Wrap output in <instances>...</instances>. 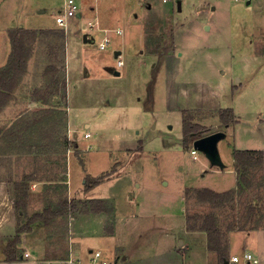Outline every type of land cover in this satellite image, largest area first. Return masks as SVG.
Returning a JSON list of instances; mask_svg holds the SVG:
<instances>
[{"label": "rangeland", "instance_id": "1", "mask_svg": "<svg viewBox=\"0 0 264 264\" xmlns=\"http://www.w3.org/2000/svg\"><path fill=\"white\" fill-rule=\"evenodd\" d=\"M62 1L0 0V55L4 51L3 37H6L1 34L2 30L19 26H59L55 17L62 9ZM77 1L81 3V12L89 11L90 3L96 2ZM259 1L262 7L258 0H252L249 5L246 0H108L107 3L112 4L109 23L98 22L97 16L93 18L83 13L80 17H68V30L61 28L66 32L65 38L51 33L39 34L40 41L36 44V37L32 59L36 64L28 77H32L31 82L39 88H34L31 96L37 89L41 93V87L46 85L49 86L45 94L56 85L59 87V83H55L58 72L54 67H66L65 40L71 82L69 104L60 99L54 106L44 105L42 109L34 106L36 108L26 117L44 118L39 121V128H34V121L20 123L21 135L13 137L5 130L1 139L22 155H26L25 151L30 150L32 144L47 145V149L42 150L45 154L28 152L26 156L29 166L23 170L35 169L34 180L53 177L62 180L61 159L68 153L69 186L73 195L60 188L61 184H55L56 188L38 184L36 188L43 196L40 209L58 206L61 199L70 195L66 198L72 201L75 210L83 212L96 204L84 198L95 196L100 198L101 205H108L109 214V220L101 223L104 235L101 237L98 229L101 227L96 221L84 224L79 217L76 226V221L68 219L67 212L45 232V246L54 244L50 249L60 252L67 244L81 248L83 251L78 256L82 264H91L89 247L102 251L112 264H214L216 254L206 249L204 233L187 231L185 215L188 212L201 216L210 209L209 205L196 201L193 189L207 187L221 192L236 185L232 150L236 146H249L246 149L258 146L248 135L250 130L259 127L264 133V122L259 124L258 116L264 111V68L251 58L254 41L258 49H264L260 22L264 0ZM124 2L129 6L125 7L127 14L121 13L119 23L118 4ZM40 8L42 12H38ZM89 22L93 26H89ZM118 26L122 35L131 33L123 42L116 40ZM84 34L90 41L83 40ZM104 36L109 37L110 42L105 49H99ZM112 47H119L122 53L114 57ZM118 61L123 65H118ZM114 70L121 73L115 75ZM62 71L61 78L65 76ZM85 73L88 76L85 77ZM31 89H26L27 95ZM216 98L220 107L237 109L242 124V128L234 126L225 130V136L217 142L224 168L212 165L192 142L185 143L182 133L183 109H187L194 121L210 128V132L224 131L217 121ZM263 114L260 117H264ZM67 118L71 121L70 128ZM20 121L18 119V123ZM25 125L30 127L23 128ZM85 132L89 133L87 137ZM249 138L252 143H242ZM0 147L6 146L0 142ZM192 149H195V157ZM19 159L16 167L25 163ZM111 169L113 173L102 177ZM252 169L255 170L249 177L253 188L214 209L222 228L228 222L236 226L259 225L257 215L251 216V220L244 219L250 214L253 200L258 199L256 193H261L257 183L262 168ZM93 178L99 181L83 194V188L85 191ZM21 179L18 168L11 188L12 210H9V213L13 211L15 228L14 186ZM30 180L28 190L35 191ZM255 205L254 211L260 209V205ZM72 227H76V231ZM256 228L253 232L252 228H245L230 234L238 246L229 249V254L241 256L243 246L259 242L262 254L258 260L264 263V226ZM14 233L13 229L4 231L6 236ZM5 243L6 239L2 245ZM18 247L20 253L25 250ZM52 250L46 251L49 254L46 259H57L51 257ZM3 255L0 248V264H7ZM60 256L56 257L63 258Z\"/></svg>", "mask_w": 264, "mask_h": 264}, {"label": "crops", "instance_id": "2", "mask_svg": "<svg viewBox=\"0 0 264 264\" xmlns=\"http://www.w3.org/2000/svg\"><path fill=\"white\" fill-rule=\"evenodd\" d=\"M251 1L252 0H246V4H248V5L251 4ZM107 2H108V0L106 2H104V0H96V2L94 1V3H90V5H89L90 6V10L89 11L87 9H85V10L83 9V12H81V3L78 2V4H79V12H78V14L76 16L80 17L83 13L86 14L87 16H93V18H94V16H97L98 22L101 21L102 23L107 24V23H109V20L112 17L110 15V9L112 8L111 7L112 4L111 3H107ZM255 2H257V0H255ZM127 4L129 6V3H127V2L118 4L120 11L117 12V13H119L118 14L119 18H117V20L119 21V23H120L119 19H120L121 13L122 14H124V13L127 14V9L125 8ZM258 5H259V7L263 6L262 2L259 1V0H258ZM42 11H43L42 8L38 9V12H42ZM98 22H97V25H98ZM260 22L263 24V26L261 27L262 28L261 29V31H262L261 33H264V13L260 17ZM102 26H106V25L102 24ZM19 27H26V28H30V29H36V30L44 31V32H42L40 34H47V33L50 34L51 33L53 35H58V36H61L63 38H65V36H66V32H63V30L61 29L62 27H60V26H53V27H49V28H39V27H30V26H19ZM107 27H109V26H107ZM116 29L121 31V33H118V34L116 32V34L119 35V37L116 38V40H120V42H123L124 40H126L128 38V35L129 36L131 35V33H128V32H127V36L126 35L125 36L122 35L123 31H122V29L119 26ZM65 30L66 31L68 30V22H67ZM3 33H4V35L6 37H3L5 42H4V51H3L2 55H0V66H2L6 62L7 56H8L9 51H10V42H9V37H8V28L2 30L1 34L3 35ZM62 33H63V36H62ZM254 39L253 40L251 39V41H254ZM37 40L38 41L36 42V44L40 41L39 36L37 37ZM111 43L113 44L114 41L111 42ZM254 43H255L254 44V50H253V52L251 54V58L254 61H256V62L258 61L259 64L264 68V49L263 48H259L258 49L257 44H256L255 41H254ZM35 46L36 45H34V49H32V50H34L33 53L31 54V56L29 57V59L27 61V69H26V72L23 74L24 75L23 78L19 81L18 85L12 91L11 96H10V100L7 101L2 106V108L0 109V142H2L4 146H6L5 148H3V147L1 148L0 147V248L1 249H2V246H3L2 244L5 241V239L7 237L11 236V235L6 236L4 234V231H6L7 229H13V231H15V220H14V223L12 221V218L14 219V217L12 216V212L13 211L11 213H9V210L12 208V201H13L12 200L13 193H12L11 188H12V185L16 182V176H17L18 168L21 169V176H23V175L32 176V178H30L31 179L30 180L31 181L30 184L34 188H36V187L38 188V184H49V185H51L49 187H53V188H56V187H54L55 184L56 185L61 184L62 186L59 185L60 188L62 187L64 190L66 189V193L73 195V193L70 192L71 188L69 186L70 179H69V175H68V157H67L68 153H67L66 157H64V159H61V162L63 163L62 166H61L62 180L58 179V178H54V177L50 178V179L41 178V179L34 180L35 179L34 177H35V174H36L35 173V169H33L31 171H25V172L23 170V169H27L28 166H29V164H27L28 157H26V156H27L28 152L31 155H36L38 153L41 154V155L45 154V153H43L42 150L43 149H47V145L44 144V145L40 146L39 143L32 144V146L29 147L30 150L25 151L26 155H22V153L20 154L17 151L16 147H13L12 145L10 146V144H7V142L4 143V141L1 139V138H3L1 135H2L3 131H5V130H6L7 133L11 134L13 137L15 135L16 136L17 135H21L22 133L20 132V130H21L22 126H21L20 123H26V122H33L34 121V124H35L34 128H39L38 127L39 126L38 123H39L40 120L42 121L44 118L42 119V118H39V117H35V119L34 118L30 119V117L29 118L26 117V114L32 113L30 111L31 109L36 108L34 106H37L38 109L39 108L42 109V107L44 105H49V104H53V106H54V104L58 103L60 101V99H62V101H64V103H68L69 95H70V84H71V82H70L69 75H68V67L69 66L67 64V58H68L67 56L68 55H67V49H66L65 40H64V57H65L64 61H65V66L66 67H61V66H59L58 68L54 67V70H56V72H58V75H57L58 77L56 76V78H58V81L56 80L55 83H59V87L56 85L55 87L52 88V91L50 90V91H48L47 94H45V89H46V87L49 86V85H46L44 87H41V89L43 90V91H41V93L37 89L36 93L35 94L33 93V95L31 96L32 91L33 92L35 91L33 89L34 88H39V85H34L31 82L32 77H28L29 74H32L31 72L33 71V68H34L32 66L34 64H36V63H32V59L34 58V53H35ZM112 50L114 51L113 55L115 54V51H119L117 55H114V57H116V56H118L119 54L122 53V50L119 47H116V48L112 47ZM30 62H31V64H30ZM122 65H123V62L121 63L120 66H122ZM62 70L65 71V73H64L65 76L63 78H61V76H60V73H63ZM84 70H86V68H84ZM112 73H113V71H112ZM120 73H121V71H119V74ZM84 75H85V77L88 76L86 73ZM61 80L64 81V86L66 88L65 96L63 98H62V95H61V86H60L61 85ZM29 88H32V89L29 91V93L27 95V90L26 89H29ZM219 97H220V94L218 95L217 98H219ZM217 98L215 99L216 100L215 108H217V107L218 108H223V107H220L218 105ZM20 104H25V106L19 107L18 105H20ZM68 104H66L67 108H68ZM53 106H52V109L55 108ZM16 109H20V110L18 111ZM233 112H234L236 118H239V119L236 120L234 123L228 125V126H224L223 124H221L220 120H219V118L217 116V121L221 124V126L224 127V132H225V130L228 131V129L230 127L234 128V126H236L238 128H242V124L240 123V120H241L240 119V117H241L240 113H238L237 109H235V110L233 109ZM262 113H264V111L260 112L259 115H258L259 116V124L264 122V117H260ZM251 116L253 117L254 115L251 114ZM18 119H20L22 121H20L18 123ZM66 122L68 124L67 127L70 128V126H71L70 119L68 120V118H67ZM31 125H32V123H31ZM247 125L249 126V124H247ZM28 127H30V126L25 125L23 128H28ZM234 131H235V129H234ZM260 131H261V128L258 127L256 129H252V130H250L248 132V135L250 137H252L254 139V142H256L257 145H258V146H254L253 149L262 151V186H261V193H260L261 198H258V199H256L254 201V204L257 203L256 205H258V206L260 205V214H261V217H260V220H259L260 223H259V225H256V226H251L250 224H248V226L245 227V228H249V229L252 228L253 229V230H251L252 232L254 230L257 231L256 227L264 226V133H262V131L261 132ZM230 132H232V129H231ZM74 136H76V133H74ZM244 141H247V144L250 143V142L252 143L251 138H249L248 140L247 139L242 140V143ZM243 144H245V143H243ZM247 144H245V145H247ZM25 147L28 148V146H25ZM247 147H249V146H236L234 149H246ZM18 158H20L19 159L20 161L25 162L23 166L21 165V167H18L19 165L16 167V160H18ZM232 163L234 165L233 156H232ZM232 170L236 174L235 169H232ZM44 179L47 180V181L44 182ZM235 180H237V179H235ZM236 185H237V181H236ZM236 185L234 187H236ZM37 188L34 189L35 191L30 190V192H29V197H28V202H27V211L28 212L31 211V213H33L35 211H40V210L43 209V208L40 209V207H39L43 203V196L40 195V193L38 192L39 189H37ZM87 191L88 190L84 191V188H83V194L88 193ZM84 199L90 200V202L96 201V200L100 201L99 200L100 198L99 197H95V196H89V198H84ZM107 206L108 205L102 204V206H100V211H93V210H91L89 208V210H87V211L84 210L83 212H79V211L75 210V207L72 206L69 209V211H67L69 213L68 219L70 221H76L75 224L77 226V221L79 220V219L77 220V218L80 217V219H81V217H82V220H84V222H83L84 224L85 223H93V221H96L98 223V225L100 224V227H101L102 221L105 222V221L109 220V218H108L109 214H108L107 209H106ZM65 214H62V215H59V216L55 217L54 221H51L48 224H44L41 221L33 223L31 225V230L30 231L22 233L21 242L19 243V245L22 246L24 249H28L29 252H31V255H33L34 257H39L40 256V258L41 257L42 258H47L46 255H49V254H47L46 251L48 249L52 250L50 248H53L54 244L49 245L50 247L45 246V242H46V240H45V236H46L45 232L47 231V229H50L52 225L55 224L56 219H59L60 217L64 216ZM70 221L68 223V229H69V226H70ZM245 228H243V229L234 228V229H231V230H229L227 232V235H226L225 239L227 240V243H228V250L232 249V247L238 246L237 240L236 241L232 240L231 237H230V234H232L233 232H241ZM98 229L101 230V232L99 233V236L103 237L104 235L102 233V230H103L102 227L98 228ZM185 229H186V224H185ZM73 230L76 231V227L73 228ZM88 231L89 230H87L86 232H88ZM187 231H190V230H187ZM190 232L198 233L200 235H201V233H204V235H205V232H203V231H198V230H194L193 231L192 230ZM252 232H249V234L252 233ZM205 238H206V235H205ZM103 245L106 246L107 244H103ZM205 245H206V243H205ZM87 250H88V253H90V254H91V251H93L91 247L87 248ZM245 250L253 253L256 257H258V259H261V257H260L261 255L259 256V254H262V252H261V247H259V242L249 243L246 246H243L242 247V251L244 252ZM57 251L58 250H56V251L52 250V251L49 252V253H54V255L51 256L52 258H54V257L55 258H59V257H56V256H58V255L60 256V254H63L60 257H66L71 252H73L75 255L78 256L80 253H82L83 249L78 248V247H74L73 248V245L71 246V244H69V247H68V244H67V246H65V245L63 246V249H62L61 252L60 251L57 252ZM209 252H212V251H209ZM101 253H102V256L104 258H106L107 255H104V253L102 251H101ZM228 255H229V258H230L232 255H237V254L236 253H232V255H230L229 252H228ZM2 257L4 258V255ZM87 257L85 259H87ZM225 263L229 264V259L226 260ZM110 264H112L111 261H110ZM214 264H219L218 263L217 254L215 256ZM239 264H243L242 260L239 262ZM258 264H264V263H260V260H259Z\"/></svg>", "mask_w": 264, "mask_h": 264}, {"label": "trees", "instance_id": "3", "mask_svg": "<svg viewBox=\"0 0 264 264\" xmlns=\"http://www.w3.org/2000/svg\"><path fill=\"white\" fill-rule=\"evenodd\" d=\"M42 32L44 31L26 27H14L8 29L10 51L6 62L0 66V109L10 99L11 93L17 86L20 77L26 72L27 61L32 54L33 42L35 41L37 35ZM60 86L63 98L65 96L64 81L61 80ZM182 113V133L184 138L183 141L185 143H190L195 138H199L210 133V128L202 125L198 121H194L192 115L187 111V109H183ZM217 116L220 123L224 126H228L237 120L233 109L230 107L219 108L217 110ZM232 156L238 179L236 187L221 192L207 187L193 189L196 201L198 203L209 205L210 209L201 216L196 213L190 214L188 212L185 215L186 229L190 231L198 230L205 232L207 240L206 249L217 254L219 264H226V260L229 259L228 243L225 239V233L234 228L243 229L245 228V225L248 224L236 226L233 225L232 222H228L225 225V228H222L219 225L218 216L214 209L223 206L225 202L238 197V195H241L240 192L253 188V184L251 183L252 179L249 177L251 173L253 174L252 170H255L252 168L257 167L260 170L262 168V151L260 150L234 149L232 150ZM111 173H113V169L104 174L102 177ZM30 178H32V176L23 175L22 179L14 186L15 199L13 207L16 213V228L15 233L6 238V243L2 247L4 261H6L7 264H13V262L20 256L18 245L21 242L22 233L30 231L33 223L41 221L44 224H48L55 217L65 214L72 207V201L65 197L61 199L58 206H46L42 210L35 211L28 215V180ZM90 180L92 181L85 186V190L99 181V179L94 178ZM261 186L262 173L260 174L257 188L261 190ZM256 196L260 198V195L257 193ZM93 202H96V205L94 204L90 209L93 211H100V206H102L101 201ZM255 204L253 200L252 204L249 206L250 214L244 217L245 221L248 219L251 220V216L253 215H257L260 219V209L254 211ZM23 218L25 221L22 222Z\"/></svg>", "mask_w": 264, "mask_h": 264}, {"label": "built area", "instance_id": "4", "mask_svg": "<svg viewBox=\"0 0 264 264\" xmlns=\"http://www.w3.org/2000/svg\"><path fill=\"white\" fill-rule=\"evenodd\" d=\"M167 1V0H162ZM61 10L57 12V15L55 17V20L57 24L62 27L66 28L68 17L70 16H76L79 12V4L77 0H63ZM89 26H93L92 22L88 23ZM118 33H121L120 30H117ZM110 39L107 36L102 37L100 40L98 47L99 49H105L106 46L109 44ZM118 65H121V61H118ZM89 135L88 132L84 133V136L87 137ZM191 152L194 154L195 157V149H192ZM91 258L90 262L91 264H110V261H107L106 258L102 256L101 251L95 250L91 251ZM242 260L243 264H258L259 260L258 258L249 251L242 252L241 256L239 255H232L229 258V264H236L237 262H240ZM30 262L33 263H40V264H82L79 260V257L75 255L73 252L69 253L66 257L63 258H57V259H46V258H37L31 255V252L29 250L25 249L20 253V256L18 259L14 262ZM13 262V263H14Z\"/></svg>", "mask_w": 264, "mask_h": 264}, {"label": "water", "instance_id": "5", "mask_svg": "<svg viewBox=\"0 0 264 264\" xmlns=\"http://www.w3.org/2000/svg\"><path fill=\"white\" fill-rule=\"evenodd\" d=\"M84 41H90V38L87 37L86 34L83 35ZM119 51H115L114 55H117ZM114 74L118 75L119 71L115 70L113 71ZM225 136L224 131H214L210 132L202 137L195 138L192 141V146L195 149H198L203 152V154L206 156V158L209 160V162L212 165H218L220 167H224V163L222 162V159L220 157V154L218 152L217 148V142L220 138Z\"/></svg>", "mask_w": 264, "mask_h": 264}]
</instances>
